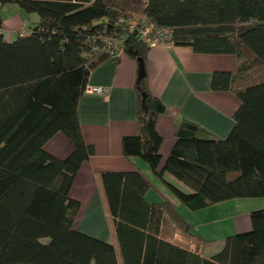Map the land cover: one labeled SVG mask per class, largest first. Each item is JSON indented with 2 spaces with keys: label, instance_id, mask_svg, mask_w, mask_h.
Masks as SVG:
<instances>
[{
  "label": "trees",
  "instance_id": "trees-1",
  "mask_svg": "<svg viewBox=\"0 0 264 264\" xmlns=\"http://www.w3.org/2000/svg\"><path fill=\"white\" fill-rule=\"evenodd\" d=\"M9 3L38 20L10 42L0 33V264H264V208L249 212V230L227 235L205 257L206 238L170 203L148 201L149 182L137 169L98 174L115 245L74 228L79 202L69 194L95 153L78 101L91 70L115 54L110 40L137 67L139 131L122 137L123 155L143 159L191 210L264 196V71L251 75L264 66V0H0V9ZM147 25L150 40L168 29L174 45L238 62L210 80L212 90L239 99L229 133L215 138L183 120L160 169L156 118L166 106L148 86L151 45L140 33ZM57 132L73 145L64 158L44 149Z\"/></svg>",
  "mask_w": 264,
  "mask_h": 264
},
{
  "label": "crops",
  "instance_id": "crops-1",
  "mask_svg": "<svg viewBox=\"0 0 264 264\" xmlns=\"http://www.w3.org/2000/svg\"><path fill=\"white\" fill-rule=\"evenodd\" d=\"M6 5L0 9V30L2 39L10 42L18 34L28 32L25 26L28 21L23 10ZM237 63L235 55L230 53H197L188 46H167L161 42L150 46L146 57L149 90L166 106V111L156 118L157 129L163 136L159 169L183 120L200 125L215 138H224L229 133L239 99L231 90H212L210 80L215 70L235 72ZM136 68V62L124 52L112 54L91 70L87 80V87H102L105 93L84 91L78 101L81 131L85 141L94 145L95 153L81 163L69 191L70 196L79 202L73 225L80 232L114 245L115 235L98 182L100 172L139 170L149 182L146 192L148 201H166L179 208L190 223L193 222L185 208L167 198L170 196L165 181L143 159L123 155L122 137L139 131L134 87ZM44 149L58 158H64L72 151L73 145L63 133L57 132L44 144ZM164 177L180 186L166 173ZM153 189L155 191L152 193ZM230 201L232 199L201 208L206 215L223 212L224 215L209 217L210 220L205 222L216 225L210 231L223 232V235H219L220 239L218 237L213 242L207 237L209 229L206 232L199 224L193 225L196 226L194 230L206 238L202 250L205 257L218 251L227 235L250 229L249 211L229 214L230 208L223 205Z\"/></svg>",
  "mask_w": 264,
  "mask_h": 264
},
{
  "label": "rangeland",
  "instance_id": "rangeland-1",
  "mask_svg": "<svg viewBox=\"0 0 264 264\" xmlns=\"http://www.w3.org/2000/svg\"><path fill=\"white\" fill-rule=\"evenodd\" d=\"M7 7H11V6H14V7H17L15 4H12V3H9L8 5H6ZM5 6V8H6ZM4 10V9H3ZM132 11L136 14V15H141L140 13V10H136V9H132ZM24 12V16H25V20H27L28 22L26 23L25 22V26L27 29H29L33 24L34 22H36L38 20V15L36 13H27L25 11ZM30 19V20H29ZM28 26H27V25ZM259 71H264V66L262 65H256L254 66V68L252 69L251 71V75H252V78L257 76V74L259 73ZM255 79V78H254ZM167 176L173 178L171 175H169L168 173H166ZM162 183L163 186H166L164 185V183L162 181H160ZM168 187H166V190L169 192V196L170 197H167L169 200L176 203V205H180L182 208H185V210H187V215H191V219L193 222L192 225L194 224H199V226H201V228L203 229V231H206L209 229V231L207 232L209 235L207 236L208 239L212 240L213 242L216 241L215 239H217L219 237V235H223L220 230L219 232H215V231H210L213 227H216V225L212 226L211 224H206L205 222L209 221L210 218L209 217H220L221 215H224L222 214L223 212H217L215 214H211V215H206L205 214V211H203V209H200V210H191L190 208H188L184 203H182L171 191L170 189H167ZM155 191V189H153L152 193ZM234 204V206H233ZM227 208H230V213L232 215V213H239V214H242V213H247L248 211L250 212L251 210H254V209H259V208H264V196H261V197H242V198H235V199H232V201H230L229 203H225V205H223ZM177 211H179V208H176ZM211 218V219H212ZM228 220H231L228 219ZM221 223H222V220H220ZM196 227V226H195ZM193 226V228H195ZM221 228V226H220ZM220 239V237H219ZM211 243V242H210Z\"/></svg>",
  "mask_w": 264,
  "mask_h": 264
},
{
  "label": "built area",
  "instance_id": "built-area-1",
  "mask_svg": "<svg viewBox=\"0 0 264 264\" xmlns=\"http://www.w3.org/2000/svg\"><path fill=\"white\" fill-rule=\"evenodd\" d=\"M135 26V22L132 21V27ZM151 32V27L150 26H145L140 30L141 36L143 38H145L146 40H148L149 44L152 46L158 42H161L167 46L172 45L171 41H170V31L168 29H159L156 32V38L150 40L149 39V35ZM1 33V30H0ZM108 40V46L107 48H109V50L111 51V53H118V52H122V48L121 47H117L116 43ZM85 91L87 92H95V93H99V94H104L105 93V88L102 87H86Z\"/></svg>",
  "mask_w": 264,
  "mask_h": 264
}]
</instances>
